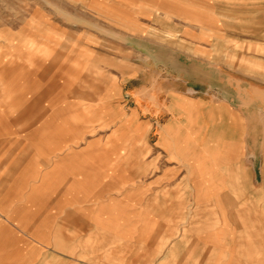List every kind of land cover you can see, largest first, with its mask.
Instances as JSON below:
<instances>
[{"label":"crops","instance_id":"0c3cea01","mask_svg":"<svg viewBox=\"0 0 264 264\" xmlns=\"http://www.w3.org/2000/svg\"><path fill=\"white\" fill-rule=\"evenodd\" d=\"M122 31L131 67L0 165V264H264L247 117L168 88L145 35Z\"/></svg>","mask_w":264,"mask_h":264},{"label":"rangeland","instance_id":"374dc122","mask_svg":"<svg viewBox=\"0 0 264 264\" xmlns=\"http://www.w3.org/2000/svg\"><path fill=\"white\" fill-rule=\"evenodd\" d=\"M122 28L145 35L146 63L168 88L192 84L247 117L245 155L255 165L245 178L255 176L250 193L264 211V0H0V165L68 126L64 118L79 120L102 98L99 85L131 67Z\"/></svg>","mask_w":264,"mask_h":264}]
</instances>
